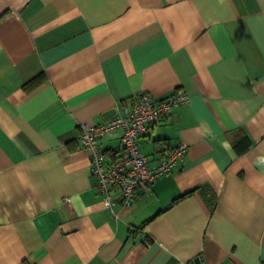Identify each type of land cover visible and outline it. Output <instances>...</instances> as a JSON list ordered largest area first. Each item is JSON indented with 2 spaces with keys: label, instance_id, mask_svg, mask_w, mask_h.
I'll return each instance as SVG.
<instances>
[{
  "label": "crops",
  "instance_id": "0c3cea01",
  "mask_svg": "<svg viewBox=\"0 0 264 264\" xmlns=\"http://www.w3.org/2000/svg\"><path fill=\"white\" fill-rule=\"evenodd\" d=\"M177 89L124 206L78 124ZM0 264H264V0H0Z\"/></svg>",
  "mask_w": 264,
  "mask_h": 264
},
{
  "label": "built area",
  "instance_id": "2783aa9c",
  "mask_svg": "<svg viewBox=\"0 0 264 264\" xmlns=\"http://www.w3.org/2000/svg\"><path fill=\"white\" fill-rule=\"evenodd\" d=\"M188 99V94L182 89L160 98L143 91L123 107L122 114L104 123L79 122L80 146L89 154V171L96 177L101 192L107 194L109 186L116 187L120 203L129 206L137 189L148 190L152 181L176 166L186 151L185 144L180 143L171 151H164L158 162L150 166L139 149L137 139L174 107L186 103ZM116 127L122 128L120 149L117 156L106 163L98 141L104 133Z\"/></svg>",
  "mask_w": 264,
  "mask_h": 264
}]
</instances>
